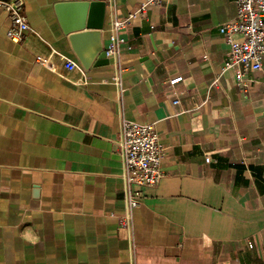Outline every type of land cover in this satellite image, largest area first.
Instances as JSON below:
<instances>
[{"label": "crops", "instance_id": "obj_1", "mask_svg": "<svg viewBox=\"0 0 264 264\" xmlns=\"http://www.w3.org/2000/svg\"><path fill=\"white\" fill-rule=\"evenodd\" d=\"M76 1L105 2V48L112 19L141 0H22L21 44L0 9V264H264V59L244 90L223 68L218 27L235 0H162L134 18L121 98L111 61L85 71L62 32L54 8ZM51 52L83 75L35 62ZM121 115L153 124L164 148L131 234L119 226Z\"/></svg>", "mask_w": 264, "mask_h": 264}, {"label": "built area", "instance_id": "obj_2", "mask_svg": "<svg viewBox=\"0 0 264 264\" xmlns=\"http://www.w3.org/2000/svg\"><path fill=\"white\" fill-rule=\"evenodd\" d=\"M162 0H141L136 9L125 17L114 18L110 22V38L104 48L106 57L111 61L114 75L111 79L121 98L122 85L121 49L125 43L122 33L137 16L142 15L151 6H158ZM234 19L222 23L218 32L228 46V53L223 61V68L233 72L236 86L244 90L250 73L262 70L264 59V0H235ZM0 9L9 20L6 37L15 44H21L30 32L26 16L23 13L22 0H0ZM35 62L51 71L62 62L67 71L78 70L80 66L70 58L56 52L47 57L36 56ZM180 77L170 80V84L180 81ZM176 99L173 105L178 104ZM117 152L122 164L123 201L125 213L119 220V226L132 233L133 212L138 207L144 188L155 187L163 172L161 163L164 148L159 143V136L153 124L131 121L121 115L117 139ZM208 162L209 158H205Z\"/></svg>", "mask_w": 264, "mask_h": 264}, {"label": "water", "instance_id": "obj_3", "mask_svg": "<svg viewBox=\"0 0 264 264\" xmlns=\"http://www.w3.org/2000/svg\"><path fill=\"white\" fill-rule=\"evenodd\" d=\"M54 9L70 49L82 68L88 71L91 66L108 65L101 40L105 25V2H63Z\"/></svg>", "mask_w": 264, "mask_h": 264}]
</instances>
